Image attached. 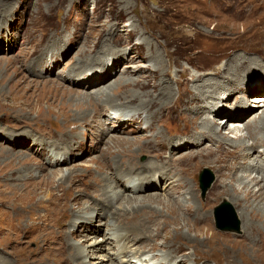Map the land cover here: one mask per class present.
Segmentation results:
<instances>
[{
    "label": "rangeland",
    "instance_id": "1",
    "mask_svg": "<svg viewBox=\"0 0 264 264\" xmlns=\"http://www.w3.org/2000/svg\"><path fill=\"white\" fill-rule=\"evenodd\" d=\"M124 1L0 0V264H70L69 254L79 245L90 250L82 257L86 264L100 261L95 253L113 256L114 264H118L117 242H105L101 252L92 251L98 245L90 244L93 235L99 239L106 234L104 222L109 212L90 223L100 227L96 233L81 225L79 229L71 228L69 223L88 200L99 199V195L108 190V184L114 185L110 177L118 167L130 168L136 162L151 165L157 161L164 162L165 167L169 163L168 177L180 174L195 184L194 203L207 219H197V214L192 212L190 216L187 212L184 219L172 223L169 209L186 202L187 188L180 192L178 189L168 191L163 185L168 180L161 179L154 190L132 192L143 197L154 191L161 198L167 195L172 201L155 202L156 207L143 208L135 214L139 215L135 216L136 221H146L141 216H152L149 223L155 216L165 221L162 225H166L158 230L161 235L178 232L192 238L220 235L216 247L226 264H264V195L248 203L234 196L231 190L223 194L221 187L212 188L220 177L215 166L221 162L231 167L247 165L255 156L248 153L249 148L238 153L230 151L232 144L223 143L225 149L216 146L207 133L202 144H198V135L192 132L202 119L187 121L181 108L193 92L186 91L192 89L191 76L204 75L215 64H224L229 52L253 57V62L244 68L242 78L245 82L263 78L264 26L259 28L260 34L253 31L243 35L242 30L246 22L257 20L264 24V17L261 18L264 0ZM254 6L261 8L256 17L249 16ZM257 62L259 64H255ZM123 78L149 85L119 88L117 84ZM100 80L105 81L100 83ZM106 87L108 92L102 97L111 96L112 100L135 109L151 100L157 102L153 109L161 107L165 104L161 93L170 89L173 102L162 107L163 114H157L149 127L144 119L148 110L138 114L136 123L120 116L112 119V108L101 102L100 95L95 93ZM247 90L242 96L226 92L224 96L210 97L211 93L206 92L205 100L198 105L190 104L188 112L193 115L197 106H211L212 100L220 96L225 100L221 103L225 109H216L211 115L212 124L219 126L222 134L234 136V126L247 122L251 125L254 116L250 113L263 110V106H254L258 101L244 96L252 98L264 94V82ZM86 93L93 98L87 99ZM234 108L246 111L245 117L226 123L227 116H235L227 109ZM129 141L132 148L142 145V149L130 148ZM216 147L213 155L209 154ZM259 149L264 150V147L254 150L255 153ZM129 150L135 155L128 156ZM191 162L196 164L195 172H192ZM249 167L244 174L253 177L257 172L252 170V165ZM205 168L212 172L213 181L203 190L201 173ZM234 183L239 185V181ZM252 184L258 190L263 182ZM124 192L123 197L131 194L126 187ZM66 196L71 199L66 200ZM232 217L238 220L239 228L222 227ZM82 219L88 220L84 216ZM249 222L259 226L258 231L249 228ZM58 226L66 234L54 235L52 232ZM154 230H149L152 244L161 246L163 238H154L153 235H160ZM63 237L71 240L73 247L63 243ZM147 241L149 238L145 239ZM175 246L181 248L180 254L188 256L190 253L191 257L197 247L203 253L215 248L196 240L175 242ZM63 250L64 256L61 255ZM162 255L161 251L148 254ZM209 259L208 262L214 264L213 259ZM75 260L76 256L71 264Z\"/></svg>",
    "mask_w": 264,
    "mask_h": 264
},
{
    "label": "bare ground",
    "instance_id": "2",
    "mask_svg": "<svg viewBox=\"0 0 264 264\" xmlns=\"http://www.w3.org/2000/svg\"><path fill=\"white\" fill-rule=\"evenodd\" d=\"M121 1L125 2L124 0H121ZM126 1H128V0H126ZM126 8L128 9L127 5H126ZM249 10H250V8H249ZM259 10H261V8L258 6L257 7L256 6L251 7V11H250L251 14L249 13V16L250 15H254V16L256 15L257 16V14L259 13ZM263 17L264 16H261L262 19H263ZM247 18H248V16H247ZM260 25L262 27H259ZM263 26H264V24H262L261 21H257V20L252 21L249 24H248V22H246L243 25L244 28L242 30V34L246 35L247 33H251L253 31L257 33L259 28L263 29ZM258 33H259V31H258ZM263 33H261V34H263ZM262 43L263 42H261V44ZM258 50L261 51L262 49L258 48ZM258 50H256L257 53H258ZM259 54H261V53L259 52ZM253 60H254L253 57H247V55L241 54L240 52L239 53L235 52L234 54H232V52H229L227 57L224 58V64H222V65L221 64L220 65L215 64V66L212 67V70L208 69L207 71H205L203 73L204 75H202V73H201L199 75L197 74V75L191 76L192 78L190 79L191 80L190 82H192V85H191L192 89L188 88L186 91H188V92L193 91V92H192L190 98L185 100V104H181V108L184 110V115H186L184 117L186 118L187 121L188 120L196 121L199 118L202 119V120L199 119L200 122H199L198 126H195L193 129V132H192V133H194V136L198 135V139H197L198 144H200V143L202 144V142L206 138L205 133H207L208 135H210V138H211L210 141L213 142V144L216 143V146L220 145L221 147H223V143L232 144V146H230V147H233V149L230 148V151H234V152H238V153H241L243 150L249 148L248 153H251L253 156H255V158L252 160V163L247 164V165L242 164L243 166L242 165L240 166V164H237V165H233L231 167V166H228L226 163L223 164L221 162L222 165L219 164V165L215 166L217 168V171L219 172L220 177H218V179H216L212 188L214 189V187L216 188L218 186L221 187L223 194H227L231 190L233 192L234 196H236V197L240 196L239 198H241L242 200H244L245 202H248V203L257 200L259 197H262L264 195V150L259 149V152L255 153V151L258 150L259 147H264V94L254 96L252 98H249L247 96V94H245V96H244L245 99H248V100L254 99L255 101H258V103L254 102L255 103L254 106L255 107L256 106L257 107L263 106V110H262V112L257 110V111L250 113L251 114L250 116H254V119L252 120L251 125H248V122H247L243 126H238V127L234 126V129H233V131L235 132L234 136H229L228 134H224V133L222 134V132L219 129V126L212 124L213 120L211 119V115L215 113L216 109L218 110V109L222 108L221 103H224L225 100L223 101L222 100L223 98H220V96H224L226 92H228V93L237 92V95L242 96V94H244V93H246V91H248L247 90L248 87L250 88L252 86H258V85L262 84V82H264V76H263V78H262V76H260L254 80H250L249 83L245 82L243 80L242 75L245 72L244 68H246L249 63H252ZM222 62H223V60H222ZM255 64H259V63L257 62ZM205 75L207 77H205ZM220 78H223V80L221 81ZM100 81L99 82L102 83L105 80H100ZM89 84H91V83H89ZM148 85H149V83H145V82L141 83L138 80H135L133 78H130L128 80H125L123 78L117 84V86L119 88H127V87H131V86L145 88ZM107 92H108L107 87L101 88V89L99 88L97 91H95L96 95H100L99 98H100L101 102L108 103V105H110L109 107L112 108V111H111V118L112 119H115L116 117L120 116L121 119L124 118L125 120H128L132 123H136V119L140 115H142L144 112H146L145 110H148L151 113H149L147 111L146 115L144 116V119L146 120V124L148 127H149V125L150 126L153 125L154 118H155V116H157V114H159V113L163 114L162 107L165 106V104H168L172 101V95H173V92L171 91V89L161 93L162 98H163V103H165V104H162V106L159 104L161 107H158L156 109H153L154 104L157 103L155 100H151L148 103L143 102L142 105L140 104L139 107L137 109H135L134 107H132L131 105H129L127 103L126 104L125 103H118V102H116L117 100H114V99L112 100L111 96L107 95L105 98L102 97V96L106 95ZM206 92L211 93V94L207 93L210 97H212L213 95L216 96L218 94H220V96L216 99L217 101L212 100L213 103H211V106H209V105L197 106V108L194 109L195 114L192 115V113H190V111L188 112V110L190 109V104L191 105H198L201 100L203 101V99H204L203 97H204ZM185 95H186V93H185ZM85 96L87 99L93 98L92 94H90V96H89V94L86 93ZM132 101L133 100L131 99L130 102H132ZM245 105L250 107L247 103ZM135 107H136V105H135ZM222 109L224 110L225 108L223 107ZM139 110L140 111L142 110V111L139 112ZM228 110H230L231 113H235V116H233L231 114H230L231 116H227L228 119L226 120V123H228L232 119L241 120L245 117V115L247 113L246 111L240 112L239 108L227 109V112H228ZM138 114H139V116H138ZM142 119H143V117H142ZM118 121H120V119H118ZM125 122H127V121H125ZM120 123H123V122L120 121ZM241 131H245V133H242ZM131 143L132 142H130V141L127 143V145H129L130 148L133 147L131 145ZM134 144H136V143H134ZM223 148L225 149V147H223ZM132 149H134V148H132ZM141 149H142V145L138 146L134 150L137 151V150H141ZM214 149H217V147L212 148L209 154L213 155V153L215 152ZM127 154H130L128 156L135 155L133 150H129V153H127ZM136 159H137V157H136ZM192 160H193V158L191 157L190 161H192ZM201 160H202V158H201ZM216 160L217 159L215 158V161ZM118 163H120V162H118ZM254 163L255 164L257 163L258 165L255 166ZM168 164H167V167H165L164 162H161V161L160 162L159 161L153 162L151 165L146 164V163L142 165L141 162H136L130 168H123L122 169V168L116 167L117 170L114 171V173H111V177H110V179H114V185L108 184V190H105V192L100 194L99 199H95V200L92 199L93 201L88 200V202H86L84 204V206H85L84 209H82L80 207L81 208L80 212H78L76 215H74V218H72L71 222L69 223L70 227L79 229L82 226L86 230L96 233L100 230V227H98V226L96 227V224L94 226L90 225V223L96 217H98V216L102 217L103 215H105V213L109 212L110 214L108 215V220L106 222H104V224L106 223V225H107L106 226V234L104 235V237L99 238V239L95 235H93V237H92L93 241L90 244H93V245L97 244L98 245V246H96L97 248L95 250H92V251L95 252L96 250H99V252H101L102 246L106 245L107 243H110L111 240H114L115 242H117V244L119 246H118V249L116 250V252L115 251L114 252L116 254L115 256H117V258H118V264H135V263L136 264H179V263L180 264H186V263L190 264L189 263V262H191L190 260H192L194 262L193 264H212V263L208 262V261H210L209 258L213 259L212 262L214 264H224L225 261L223 262L221 260L220 254L218 252L219 248L216 247L220 242L219 238H218V236H220V235H218V236H216V235H202L201 237H198V238H192L190 235H181V233H179V232L175 235H161L158 230L160 229L161 226H163L162 225L163 220L162 221L157 220L156 216H155V219L152 223H149V221H148V219L152 216H148V217H142L141 216L140 218H142V220L146 219V221H143V222L142 221L138 222L134 219L137 216H139V215H135V214H137L139 211H141L145 207L155 206L154 205L155 202H158V204L159 203L162 204V203L172 201V199H169L170 197H167V195L164 196V198H161L158 194H155L156 192L153 193L154 191L151 193L147 192L148 194L143 196V197H141V195L138 197L132 192V191L142 192V191L148 190V189L154 190L158 187L159 181L161 179L168 180L167 182H165V184H163L167 190L169 189L168 191H170V189H178V191L180 192L181 190H184V187L187 188V190H186L187 193H186V195H184V199H186V202L184 204L182 202V205L180 204L179 206H175L176 205L175 204L174 207L169 209V212H170L169 214H171V216L173 217V220H174V222H172V223H178L181 219H184L185 216L188 214L190 216H192L191 215L192 212L197 214L196 215L197 219L206 218L205 217L206 215L204 213H202L203 212L202 209L199 208L198 206L196 207V204L194 203L195 197L193 196V193H194V185L195 184L192 185L187 180H185L183 178V176H181L180 174L178 177L176 176V174H174V175L171 174L168 177V171L170 170V168H168V167H170V165H168ZM251 165L253 167V169L252 168L251 169L253 171L257 172V174H255L253 177H251L252 176L251 174H244V171L249 170L248 167ZM116 166H117V164H116ZM193 166L194 165L192 163V172H195L196 171V164L194 167ZM223 166H225L226 168H224ZM226 170H227V172H226ZM238 172L241 173L240 176H239ZM198 173H199V170L197 171L196 175ZM232 173H233V175H232ZM234 175H236V177ZM144 180H146L147 182H145ZM234 181H239V185L234 183ZM201 182H202V187H203L204 181H201ZM262 182H263V184L260 185L259 183H262ZM252 183H255L256 185H260L259 189L256 190V187ZM241 184H243V186H240ZM91 186H92V184H91ZM209 186H207L206 189H208ZM125 187L128 188L130 190V193H131L129 195L127 194L128 197H123V195H126V194H124L125 193L124 192ZM161 188H162V185H161ZM203 190H204V188H203ZM70 199H71V196L70 197L66 196V200H70ZM228 200H229V198H228ZM239 200L240 199H237V201H239ZM175 203H177V202H175ZM177 205H178V203H177ZM75 209H73V210H75ZM128 212H129V215L126 214ZM187 212H188V214H187ZM125 214L128 216H126ZM154 214H157V213H151V215H154ZM241 214H242V216H244V211ZM83 216L88 219L86 222L83 221V219H82ZM67 220H68V218H67ZM125 222L128 223L127 226L124 224ZM163 222H165V221H163ZM155 225H157V226L154 227ZM61 226H63L62 223H61ZM247 226L249 228L257 230V231L259 229L258 228L259 226L257 227L253 223H250ZM170 228H171V226H170ZM151 229H153V230L157 229V234H160V235H156V234L153 235L154 238H156V239H158L159 237L163 238L161 246L152 244L153 240H152L151 234L149 232V230H151ZM174 230H176V229L174 228ZM118 231H119V233H118ZM120 231H121V233H120ZM147 232L150 235H147L146 234ZM169 232H171V231H169ZM52 233H54V235H60V236H63L64 234H66L63 230L62 231L60 230L59 226H58V229L54 230ZM162 233H164V231ZM63 238L65 241L63 243H68L69 248H70V246L73 247L71 240H66L65 237H63ZM147 238H149V240H150L149 242L147 241L148 243L145 242V239H147ZM185 240H188V241H195L196 240L198 242L208 244L209 247L211 245H214L215 248H211V250H206L203 253L199 250L200 248L197 247V249H194L192 251L193 257H191L192 255L190 253L188 256H186V253L180 254L179 250L181 248H179V247L177 248V246L174 247L175 242L181 243ZM52 242H54V241H52ZM105 242H106V244H105ZM141 245H142V248L139 249V246H141ZM63 247L65 248L67 246L64 245ZM63 247H62V249H63ZM72 249H73V251L70 252V254H69L71 257H68L69 263L71 264L73 257L76 256L77 261L75 260L74 264H76V263L86 264V261H84L82 257L86 256L89 253V251H90L89 248H87V246H85V245H81V246L79 245V246H75ZM132 249H136V250L134 252H132ZM154 251H161L163 253V255L158 256V257L148 256V254L153 253ZM64 252H65V250H63V252H62V254H61L62 256L66 255ZM94 256L98 257L100 259V261L89 262V263H91V264H107L109 262V264H114L113 258H112L113 256H108V255L100 256V255H97V253H95ZM105 259H107L106 261H108V262H106ZM79 260H81V261L79 262ZM228 261H230V260H228Z\"/></svg>",
    "mask_w": 264,
    "mask_h": 264
},
{
    "label": "water",
    "instance_id": "3",
    "mask_svg": "<svg viewBox=\"0 0 264 264\" xmlns=\"http://www.w3.org/2000/svg\"><path fill=\"white\" fill-rule=\"evenodd\" d=\"M205 173H207L206 175H204ZM208 173L212 174V172H210L209 169L205 168L204 171L201 173V181H204V185H203V188L204 190L206 189L207 186H209L212 181H213V177H211L210 175H208ZM203 179V180H202ZM219 213H220V210H218L217 214H218V217H219ZM217 217V218H218ZM220 218V217H219ZM228 220V219H227ZM237 219L232 217L228 223H223L222 227H228V228H239V222L238 220L236 221Z\"/></svg>",
    "mask_w": 264,
    "mask_h": 264
}]
</instances>
